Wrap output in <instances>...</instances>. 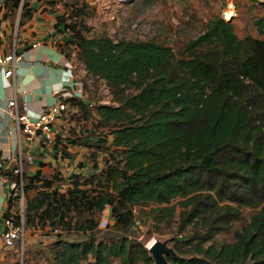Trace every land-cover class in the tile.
Wrapping results in <instances>:
<instances>
[{
    "label": "trees",
    "instance_id": "trees-1",
    "mask_svg": "<svg viewBox=\"0 0 264 264\" xmlns=\"http://www.w3.org/2000/svg\"><path fill=\"white\" fill-rule=\"evenodd\" d=\"M75 4L80 17L58 47L74 53L89 98L69 132L105 155L88 175L27 177L23 153L22 174L17 164L1 171L24 195L22 215L9 197L5 217L40 233L15 242L12 264H154L139 237L163 227L172 229L169 264H264V38L239 37L221 15L176 48L89 35ZM28 5L9 2L19 27ZM253 26L264 36V15ZM101 83L110 103L93 96Z\"/></svg>",
    "mask_w": 264,
    "mask_h": 264
},
{
    "label": "crops",
    "instance_id": "crops-1",
    "mask_svg": "<svg viewBox=\"0 0 264 264\" xmlns=\"http://www.w3.org/2000/svg\"><path fill=\"white\" fill-rule=\"evenodd\" d=\"M27 1L31 16L19 27L20 11L12 13L10 0H0V54L14 52L19 58L13 68L0 64V106L5 108L7 99L15 96L19 112L34 118L56 102L66 101L67 109L52 125L53 143L43 136L26 140L16 123L0 111V215L7 209L9 199L8 178L2 177L1 171L11 165L5 157L18 153L19 147L28 163L26 175L30 178L56 174L67 178L101 169L99 147L85 145L69 132L74 126L71 118L80 111L78 91L82 85L74 53L68 58L58 45L70 40L78 10L61 13L56 10L58 0ZM16 256L0 237V264H12Z\"/></svg>",
    "mask_w": 264,
    "mask_h": 264
},
{
    "label": "rangeland",
    "instance_id": "rangeland-1",
    "mask_svg": "<svg viewBox=\"0 0 264 264\" xmlns=\"http://www.w3.org/2000/svg\"><path fill=\"white\" fill-rule=\"evenodd\" d=\"M76 0H58L56 10L61 13L69 12L72 8L81 11L75 4ZM82 3L87 13L86 23L90 28L89 35L107 34L114 39H155L168 43L173 47H180L184 41L197 35L203 30L204 23L214 15H222L227 11L231 3L235 10L230 20L239 37L246 34L258 38L259 35L253 26L254 18L264 15V8L253 4L251 0H77ZM229 11L232 12L230 9ZM79 16V14H78ZM77 16V20H78ZM80 17V16H79ZM80 77L85 72L80 66H76ZM88 82L90 78H86ZM96 100L102 103H110V93L104 83L99 84ZM81 111V110H80ZM80 111L78 113H80ZM77 113V114H78ZM100 167L104 149L99 147ZM108 214V207L101 213ZM100 221V220H99ZM143 231L147 225H141ZM161 231V230H160ZM162 233L154 232L153 235H140V239L147 245L153 239L166 240L170 245L172 229L163 227ZM40 236L39 232L24 231V238L33 241ZM44 237V236H43ZM226 239V236H218L217 240ZM228 239V237H227ZM152 240V241H151ZM21 243V242H20ZM22 247V245H21Z\"/></svg>",
    "mask_w": 264,
    "mask_h": 264
},
{
    "label": "built area",
    "instance_id": "built-area-1",
    "mask_svg": "<svg viewBox=\"0 0 264 264\" xmlns=\"http://www.w3.org/2000/svg\"><path fill=\"white\" fill-rule=\"evenodd\" d=\"M229 9L223 11L221 17L228 21L230 20L231 15L234 13L235 7L233 3L228 7ZM232 10L229 11V10ZM19 58L13 52L10 55H1L0 54V64H10L12 68L14 63ZM78 96L81 101H87L89 95L86 91L83 90L82 86L78 91ZM66 102V101H65ZM64 101L56 102L50 105L48 108L44 109L41 114L37 117H31L26 112H19L18 103L15 96L7 99L5 108L0 106V111L5 112L8 117L13 120L18 126L19 132L23 134L24 138L28 141L34 140L38 136H43L48 143L54 142V136L52 134V125L56 117L61 114L63 111H66L67 104ZM22 153L19 147V152H11L5 157V161L10 162L11 164H17V167L14 169L15 173L22 174ZM28 160H31V157H28ZM7 185L9 188V197H17L19 200L20 213H23L24 206V195L22 182L18 185L15 181L10 178L7 179ZM6 209L3 214L0 215V237L3 241L4 246L13 247L16 241H20L21 245L24 241V227L23 225H14L11 220L5 217ZM109 221V215L103 214L99 221L100 227H105Z\"/></svg>",
    "mask_w": 264,
    "mask_h": 264
},
{
    "label": "water",
    "instance_id": "water-1",
    "mask_svg": "<svg viewBox=\"0 0 264 264\" xmlns=\"http://www.w3.org/2000/svg\"><path fill=\"white\" fill-rule=\"evenodd\" d=\"M146 248L152 257L154 264H169L167 256L176 255L174 249L168 245L166 240L153 239L150 244L149 242L147 243Z\"/></svg>",
    "mask_w": 264,
    "mask_h": 264
},
{
    "label": "bare ground",
    "instance_id": "bare-ground-1",
    "mask_svg": "<svg viewBox=\"0 0 264 264\" xmlns=\"http://www.w3.org/2000/svg\"><path fill=\"white\" fill-rule=\"evenodd\" d=\"M152 241V240H151ZM150 244V243H149Z\"/></svg>",
    "mask_w": 264,
    "mask_h": 264
}]
</instances>
